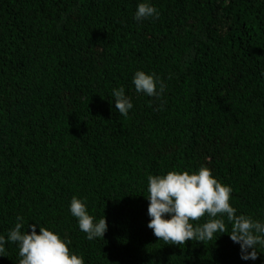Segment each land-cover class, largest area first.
I'll return each instance as SVG.
<instances>
[{"label":"trees","instance_id":"trees-1","mask_svg":"<svg viewBox=\"0 0 264 264\" xmlns=\"http://www.w3.org/2000/svg\"><path fill=\"white\" fill-rule=\"evenodd\" d=\"M141 3L159 19L137 21ZM137 71L164 82L159 98L136 92ZM202 166L264 223V0H0V235L22 216L84 264H264L260 245L241 259L227 220L182 247L148 228L147 177ZM73 197L106 217L104 238L80 230ZM5 248L0 264H19Z\"/></svg>","mask_w":264,"mask_h":264},{"label":"clouds","instance_id":"clouds-1","mask_svg":"<svg viewBox=\"0 0 264 264\" xmlns=\"http://www.w3.org/2000/svg\"><path fill=\"white\" fill-rule=\"evenodd\" d=\"M150 17L159 19L157 9L149 3L139 4L135 19L142 21ZM133 84L137 93L157 98L166 87L155 73L150 75L144 71L135 73ZM111 95L115 98V109L127 118L133 104L125 89H113ZM147 179L149 195L146 199L150 202L148 228L160 241L181 247L190 240L197 243L212 241L217 233H228L227 220L231 225V232L227 235L240 245L241 259H258L257 245L264 246V223L251 216L237 215L230 203L232 188L215 179L208 167L202 166L192 174L170 171L161 176L149 175ZM70 212L89 240L104 238L108 231L105 216L94 223V217L88 214L85 203L76 197L72 198ZM166 216L170 218L166 219ZM206 216L207 220L200 223ZM16 219L17 223L9 230L7 238L0 235V254L5 253L8 243H12L19 248V264H84L83 257L70 251V241L65 242L43 226L37 234L36 224L29 225V234L22 231L23 217Z\"/></svg>","mask_w":264,"mask_h":264}]
</instances>
